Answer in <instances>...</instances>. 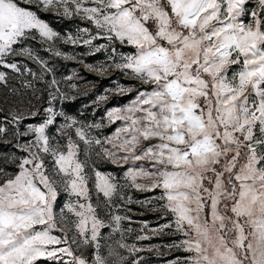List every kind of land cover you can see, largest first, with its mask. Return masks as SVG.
<instances>
[{"label": "snow or ice", "instance_id": "obj_1", "mask_svg": "<svg viewBox=\"0 0 264 264\" xmlns=\"http://www.w3.org/2000/svg\"><path fill=\"white\" fill-rule=\"evenodd\" d=\"M0 149V264H264V0H0Z\"/></svg>", "mask_w": 264, "mask_h": 264}, {"label": "rangeland", "instance_id": "obj_2", "mask_svg": "<svg viewBox=\"0 0 264 264\" xmlns=\"http://www.w3.org/2000/svg\"><path fill=\"white\" fill-rule=\"evenodd\" d=\"M53 26L56 27L58 30H65L66 28H75V24L71 23V22H66V21H52ZM38 47V46H37ZM64 50L65 51H73V49L69 48L68 46H64ZM77 51H83V49H77ZM41 55H45L47 56V53H41ZM103 59V55L102 54H98L95 57H88L87 58V62L89 63H93L96 62L98 60H102ZM56 63L58 64V66L60 67L61 71L67 73V71L69 69L72 68H76L78 69L82 75L85 76L87 81H93L96 84V87L94 90H90L91 89V85L90 84H84L83 87L81 88V91H88V95L86 96H82L79 100H77L74 105L70 106L71 110L73 111H78L80 110L83 105L90 103L92 100H94L96 98V96L98 94H103L104 90L106 88L112 87L113 86V81H120L122 83L128 84L130 83V81L128 80V78L120 76L119 74H114L111 77L108 78H101L99 76H97L94 73H89L86 72L82 66L77 65L75 63H65L63 61H59L57 60ZM90 90V91H89ZM128 97H125L123 99H121L120 97L117 96H113L107 103V107H111L115 104L118 103H125L127 102ZM104 107L105 105H101L100 109H99V114H102L104 111ZM90 109L88 110V112L90 113ZM3 149H0V151H2ZM110 167V166H109ZM222 167V165H221ZM133 197V200H143L151 195H153V193H147V192H139V191H133L132 193H130ZM192 207H193V211H196V201L193 200L192 202ZM132 212L129 213V215H131L133 217L134 221H147L150 228H155L157 227L159 224L165 223L166 221L163 219V213L159 210V208H156L155 210H152L151 208L145 207V208H141L140 205L133 203L132 205H130ZM220 215L224 216V220H223V224L227 225L229 227V229L231 228V225L229 224V220H228V216L224 214V208H221L220 211ZM200 220L201 222L204 221V212L200 211ZM220 221H216V224H220ZM133 228L138 232L140 229V224L139 223H134ZM207 227L211 230V235L213 238L217 237L219 235V232L216 230V225H214L213 223L209 222L207 224ZM149 235H151V233H148ZM225 239L229 241V243L231 244L232 242L235 241L236 237L233 235L232 231H226L225 232ZM179 237L177 234H172V235H162V236H155L150 240H145V241H141L140 245L144 248H148L149 246H151V248L153 250L151 251H144L141 253V255L144 257V261L145 264H170L171 260L177 256L180 255V252H178L175 249L170 250L169 249V245L174 241V240H178ZM209 251H211V247H209ZM234 252L236 257L239 260V264H248V261L244 258V253L241 249L239 248H234Z\"/></svg>", "mask_w": 264, "mask_h": 264}]
</instances>
